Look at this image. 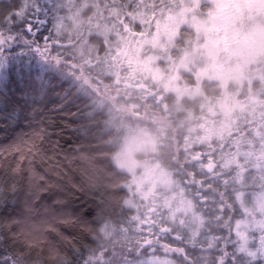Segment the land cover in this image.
Instances as JSON below:
<instances>
[{
    "label": "snow or ice",
    "instance_id": "6c2138e0",
    "mask_svg": "<svg viewBox=\"0 0 264 264\" xmlns=\"http://www.w3.org/2000/svg\"><path fill=\"white\" fill-rule=\"evenodd\" d=\"M94 132L118 209L54 208ZM178 262L264 264V0H0V264Z\"/></svg>",
    "mask_w": 264,
    "mask_h": 264
},
{
    "label": "trees",
    "instance_id": "16d2710c",
    "mask_svg": "<svg viewBox=\"0 0 264 264\" xmlns=\"http://www.w3.org/2000/svg\"><path fill=\"white\" fill-rule=\"evenodd\" d=\"M201 102L187 101L184 107L198 109ZM112 156V142L100 132H94L82 141L76 151L64 159L59 175L53 172L50 193L59 201L53 207L71 211L77 204L72 197L78 196L97 207L101 215L118 209V200L113 193L124 171L114 167ZM29 227L32 235H42L54 244L64 243L59 233H49L39 221L30 222ZM64 227L66 232L71 233L76 231L78 226L68 224ZM30 238V235H26L22 239L27 241ZM101 242L107 243L103 237Z\"/></svg>",
    "mask_w": 264,
    "mask_h": 264
},
{
    "label": "rangeland",
    "instance_id": "374dc122",
    "mask_svg": "<svg viewBox=\"0 0 264 264\" xmlns=\"http://www.w3.org/2000/svg\"><path fill=\"white\" fill-rule=\"evenodd\" d=\"M240 83L243 84V81H241ZM237 86H240V85L238 84ZM197 100H199V99L193 98V99H190L187 101L191 102V101H197ZM187 101H184L183 103H185ZM164 131H165V133H167L168 129L165 128ZM152 155H153V153H152L151 148L149 146H141L139 149L132 152V154L129 158V162L140 164L144 161L149 160L152 157ZM121 170L124 171L123 169H121ZM178 264H179V262H178Z\"/></svg>",
    "mask_w": 264,
    "mask_h": 264
}]
</instances>
